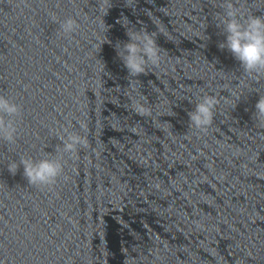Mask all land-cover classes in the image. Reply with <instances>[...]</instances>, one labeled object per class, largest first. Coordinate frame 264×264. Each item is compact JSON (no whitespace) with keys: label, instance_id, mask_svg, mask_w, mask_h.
Instances as JSON below:
<instances>
[{"label":"clouds","instance_id":"clouds-1","mask_svg":"<svg viewBox=\"0 0 264 264\" xmlns=\"http://www.w3.org/2000/svg\"><path fill=\"white\" fill-rule=\"evenodd\" d=\"M98 8L107 15L112 7L111 0H98ZM219 7L223 12L217 13L219 23L216 25L226 34V40L218 47L227 49L237 59L244 72L264 75V15H248L242 17L239 8L233 0H223ZM52 21L59 23V31L64 36L74 33L78 24L73 18L58 22L52 15ZM128 40L119 44L117 55L122 60L128 75L137 77L145 73L149 65L157 66L160 62V48L152 33L146 30L126 31ZM219 103L213 95H205L188 112L190 126L200 131H206L212 124L214 109ZM253 116L258 125L264 126V95H260L255 104ZM133 110L139 115H150V109L137 101ZM22 116V106L4 95H0V139L6 143H15L18 138L17 118ZM67 135L57 133L62 142L64 153L75 152L78 146H86V138L75 132L64 130ZM23 166V175L29 185L48 186L56 183L63 172L59 159L43 158L34 160L22 157L19 162L11 160L7 164L9 173L15 175Z\"/></svg>","mask_w":264,"mask_h":264}]
</instances>
